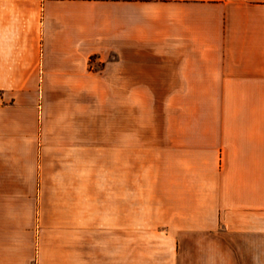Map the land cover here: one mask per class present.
I'll return each mask as SVG.
<instances>
[{
	"label": "crops",
	"instance_id": "crops-1",
	"mask_svg": "<svg viewBox=\"0 0 264 264\" xmlns=\"http://www.w3.org/2000/svg\"><path fill=\"white\" fill-rule=\"evenodd\" d=\"M0 264H264V0H0Z\"/></svg>",
	"mask_w": 264,
	"mask_h": 264
},
{
	"label": "rangeland",
	"instance_id": "rangeland-1",
	"mask_svg": "<svg viewBox=\"0 0 264 264\" xmlns=\"http://www.w3.org/2000/svg\"><path fill=\"white\" fill-rule=\"evenodd\" d=\"M144 113V115H141L140 114V112H139V110L137 109V108H135L134 107V128H135V126H136V119L138 118V117H140V116H144L145 117V120H148V111H146V112H143ZM153 131H155V129L153 130Z\"/></svg>",
	"mask_w": 264,
	"mask_h": 264
}]
</instances>
